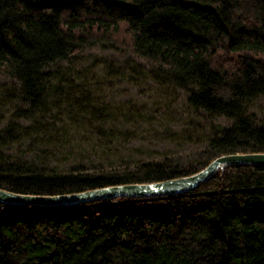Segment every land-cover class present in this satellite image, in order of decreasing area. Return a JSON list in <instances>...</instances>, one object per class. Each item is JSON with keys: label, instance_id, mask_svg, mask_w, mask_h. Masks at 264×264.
<instances>
[{"label": "trees", "instance_id": "16d2710c", "mask_svg": "<svg viewBox=\"0 0 264 264\" xmlns=\"http://www.w3.org/2000/svg\"><path fill=\"white\" fill-rule=\"evenodd\" d=\"M132 50L231 123L205 157L125 158L57 170L14 157L20 118L43 105L53 66L86 45ZM0 72L29 107L0 129V187L58 194L191 174L215 156L264 151V0H0ZM0 264H264V165L219 169L195 189L72 205L0 203Z\"/></svg>", "mask_w": 264, "mask_h": 264}, {"label": "rangeland", "instance_id": "374dc122", "mask_svg": "<svg viewBox=\"0 0 264 264\" xmlns=\"http://www.w3.org/2000/svg\"><path fill=\"white\" fill-rule=\"evenodd\" d=\"M132 50L86 45L53 66L43 105L20 118V136L7 148L14 157L57 170L108 164L125 158L171 156L180 163L205 157L208 138L231 120L196 109L190 87L156 74ZM17 107L27 108L19 82L0 72V129ZM264 118V95L247 103Z\"/></svg>", "mask_w": 264, "mask_h": 264}, {"label": "water", "instance_id": "95a60500", "mask_svg": "<svg viewBox=\"0 0 264 264\" xmlns=\"http://www.w3.org/2000/svg\"><path fill=\"white\" fill-rule=\"evenodd\" d=\"M231 165H264V151L230 152L215 156L201 169L187 175L146 182H125L58 194L23 193L0 187L1 204L58 206L129 196L147 197L188 192Z\"/></svg>", "mask_w": 264, "mask_h": 264}]
</instances>
